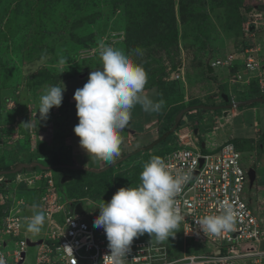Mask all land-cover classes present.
<instances>
[{
  "label": "rangeland",
  "instance_id": "rangeland-1",
  "mask_svg": "<svg viewBox=\"0 0 264 264\" xmlns=\"http://www.w3.org/2000/svg\"><path fill=\"white\" fill-rule=\"evenodd\" d=\"M124 2L117 0L111 5L107 0H0V132L5 138V154L0 155V163L6 164L8 158L16 160L21 155L37 158L38 153L43 154V150H39L40 146L35 145V140L38 128L47 125L51 120L55 124H64L59 131L66 133L65 129L68 127L65 124L68 123L69 114L70 133L74 131V126L78 124L74 92L87 82L91 69L102 67V45L122 49L129 53L137 64L149 65L148 70L155 71L152 80L162 81L159 84L162 92L158 96L156 89H150L145 94L153 100H163L161 114H165L166 111L172 112L185 101L192 104L196 102L193 88L199 84L198 80L206 79L205 63L212 60L213 56L234 54L237 59L242 60L244 54L250 57L255 53L254 48L251 53V46L246 45L250 40H245L250 34V27L251 32H259V40L252 41L264 43V0H239L240 3L235 0H174V22L170 24L172 26L169 29L165 27L169 22L168 16L154 28L155 21L148 22V17L141 15L142 9L137 11L140 8L138 4L127 13L129 6ZM157 4L164 5V0H157ZM174 33L176 37L173 36ZM62 57L67 58L66 63H60ZM87 70V74L80 76ZM217 72L220 70L217 69ZM215 75L211 78L213 82L218 81ZM173 76H178V79L172 78ZM183 79L185 83L187 80L190 84L184 85ZM62 82L66 85L64 93L68 95L63 93L61 106L53 107L46 121L39 120L37 110L40 97L50 86H63ZM189 85L192 86L191 89ZM180 94L182 96L179 98ZM201 101L211 105L216 104L218 100L214 98L213 101L203 96ZM201 110H187L181 124L185 125L196 117L199 122V136L206 143L212 141L217 146L230 136L254 135L252 120L255 115L252 118L250 112L238 113V116L230 118L228 122L218 116L214 119L217 121L213 123L210 116L215 115L214 111L208 110L205 118L199 120L203 118ZM161 114L145 112L140 105H136L132 109V118L127 126L129 130L135 131V134L132 136L131 133L121 132V136H125L123 140L135 137L128 150L133 151V155H124L123 158L120 156L122 160L118 161L117 158L99 175L68 180L62 186L67 194L62 197L65 200L73 197L84 203L86 209L94 212L99 210L95 207L103 203V200L110 201L119 188L137 187L144 165L158 152L164 149L168 151L172 141L176 142V137L169 134L165 140L151 148L148 147L158 138V134L155 125L149 130L145 129L144 125L150 119L161 117ZM257 116L264 120V111L259 112ZM29 120L31 127H25L24 122ZM126 133L131 134V137ZM69 143L72 144L70 148L65 149L67 152L64 154L66 159L71 156L74 158L71 163L75 161V164L83 167L106 165L102 161L89 159L75 133H71L66 140L68 147ZM123 143L121 154L126 153L123 151ZM58 148L50 147L49 152H46L47 157L43 154L46 157L43 159L45 165H50V155L60 153ZM241 160L244 168L256 164L257 178L252 187L246 185V191L252 193V200L263 197L264 165L256 161L252 151L242 153ZM53 173L56 178L61 175V170ZM43 184H46L45 181H40V185ZM55 191L59 193L57 189ZM14 192L11 191L9 200H4L9 201L13 208H20L19 201L26 202L28 198ZM23 208L24 206L20 209L24 211ZM27 210L33 214V209L29 210L28 205ZM59 215H55L54 219L60 220ZM28 220L21 221L22 228L26 230ZM48 228L45 221L41 232ZM134 240L164 246L167 259L181 258L189 254L202 255L205 252H202L203 246L194 243V238L193 242L186 238L181 230L174 237H169V241H158L155 236L151 238L147 233ZM197 247L199 248L196 249ZM198 250L201 251L196 253ZM168 253H171L169 255L172 257H168ZM34 256L35 248L27 247L22 264H34ZM184 262L185 259L181 258L180 263ZM251 262L264 264V257Z\"/></svg>",
  "mask_w": 264,
  "mask_h": 264
},
{
  "label": "clouds",
  "instance_id": "clouds-1",
  "mask_svg": "<svg viewBox=\"0 0 264 264\" xmlns=\"http://www.w3.org/2000/svg\"><path fill=\"white\" fill-rule=\"evenodd\" d=\"M101 47L102 50L100 51V58L102 67L91 71L89 73V78L83 87L78 88L74 92L73 99L76 101L75 106L77 109L76 114L78 116V124L74 126L73 130L79 137V144L85 150L89 159L99 160L104 162L106 165H111L120 156L123 157L124 155H133L134 153L133 151H130L121 155V145L123 143L121 132L131 121L132 109L136 105H140L145 112L159 113L163 106V100L156 101L145 94L144 89L148 82V73L141 64H137L131 58L130 54L126 53L122 49L111 46L102 45ZM246 50L247 49H245V51ZM227 55L229 54L225 53L222 56L215 55V57H212V60L205 63L206 71L208 70V66L211 69L215 67L230 68L232 65L234 66L235 61L238 60L236 58L237 56L234 54H232L234 57L227 65L213 64L216 60L222 59ZM246 57L247 55L244 54L242 59V69L239 70L238 67H234L236 70L232 76L233 78H229V80L232 78L230 82L233 84H239L241 82L249 83L251 81L252 72L257 69L260 71L262 70V66L260 64L261 59L259 56L256 57L260 60L259 67L254 70H250L246 67ZM66 62L67 58L62 57L60 63L63 64ZM238 74L241 76L239 79L237 78ZM172 78L178 79V76H173ZM62 85L63 86H50L40 97L37 110L39 113V120L46 121L49 118L50 110L53 107L58 108L61 106L63 93L66 91V85L63 82ZM225 95L228 97L227 94ZM228 101L229 100L225 102ZM230 102L233 103V100H230ZM189 103L190 102L186 103L185 101V103H183L184 105L182 104L184 107L182 106L183 108L179 109L177 112L184 110L182 114L183 116L185 111L192 108L189 107ZM221 104L223 103L214 107V111L221 110L223 107ZM234 107H236V105ZM166 113H168V111H166L165 114ZM165 114H162L161 117H156L154 121L144 125L145 129L149 130V128L156 126V134H158V137L168 131L173 126L174 119L171 127L160 134L159 126L165 118L163 117ZM218 116L220 115L215 114V117ZM215 117L213 118V123L217 121L214 120ZM181 122L179 120L174 130L170 131L169 134H172L177 138V133L181 132L180 130L183 127ZM24 125L25 127H31V121L29 120L24 122ZM198 126V121H189L183 132H189L196 136L198 138L197 143L202 149H205L208 144L216 146L212 143V141H210V143H206L202 137L201 138L203 140H201ZM194 130H196V132H194ZM232 138L233 136L228 137L223 143L231 142L234 145L231 141ZM175 147L176 142L172 141L168 151ZM237 150L240 152V161L242 164L241 159L244 151L239 149ZM168 151H165V153ZM51 158L52 156H50V159ZM31 162L40 161L33 160ZM74 164V162L71 163L72 166H79ZM52 167L53 166L50 164L43 168H39L42 170H49L52 178H54V173L51 170ZM250 167L255 169V178L251 184L248 176L247 184L249 187H252L257 178L256 164L254 163L248 168H245L247 169V174ZM23 171L30 170L21 169L14 172V176ZM10 173L8 172L7 174ZM2 174L3 173H0V176L6 178L9 182H11L14 178V176L13 178L5 177ZM139 179L140 184L137 187H121L113 194L110 201L105 202L103 200V203L95 207L99 209V215L94 218L93 226L95 228L104 229L106 239L108 241L107 247L109 249V252L105 256H107L109 264H125L126 259L131 253V246L134 238H137L145 233L149 234L151 238L155 236L158 241H169V237H174L180 230L183 234L181 223L184 221L185 216L182 214L176 200L178 195L182 192L184 186L192 179L190 171L174 174L173 170L164 158L153 156L144 165ZM249 193L252 197V193L248 192V194ZM77 203H80V201L76 200L75 205ZM38 208V205H33V215L27 222V231L32 234H39L42 231L46 220V214L43 211H38ZM236 218L237 213L233 206L225 201L221 205V212L219 214L206 215L194 220V222L198 226L199 231L203 234L219 236L223 232L234 230ZM190 240L193 242L192 239ZM194 243L203 246L200 243ZM157 246L160 248V251L165 250L164 246ZM199 247H197V249ZM261 248L264 249V241L261 244ZM199 251L201 250H198L196 253H199ZM204 251L209 253V249L206 246H203L202 252ZM205 252L203 254H205ZM164 255L165 259H167L165 251ZM174 259H179V257L168 258L167 260ZM251 261L252 259H240L236 260L233 264H236V262H239L240 264H252ZM0 264H6V261L2 256H0ZM17 264H19V262Z\"/></svg>",
  "mask_w": 264,
  "mask_h": 264
},
{
  "label": "built area",
  "instance_id": "built-area-1",
  "mask_svg": "<svg viewBox=\"0 0 264 264\" xmlns=\"http://www.w3.org/2000/svg\"><path fill=\"white\" fill-rule=\"evenodd\" d=\"M250 51L253 52V49ZM233 57L229 54L213 64L227 65ZM259 62V58L255 59L252 55L246 57V67L250 70L258 68ZM263 72L261 70L258 74ZM240 77L238 74L237 78ZM180 133L176 135V147L162 158L174 174L191 173L192 179L176 200L185 216L181 226L187 238H194L197 243L206 246L209 253L184 256L185 262L180 263L181 258L165 259L164 251H160L157 245L133 240L125 264H233L240 259L256 261L264 257V249L261 248L264 241V197L253 201L246 191L248 174L241 164L240 152L231 142L219 146L208 144L202 149L196 136L189 132ZM43 180L46 184L40 185ZM22 182L25 193H37L35 204L39 205L38 211L46 214V226L49 227L36 245L34 264H109L105 256L109 249L104 229L93 226L99 210L73 213L76 200L60 197L55 191L51 172L45 169L23 171L16 174L11 182L0 176V204L3 210L0 214V256L6 264H17L21 260V252L26 255V239L20 236L21 221L32 215L28 217L25 209L20 208L22 205L25 207L27 201L20 200V208H13L9 201L4 200H9L11 191L17 190ZM8 186L11 191H6ZM225 201L237 213L234 230L219 236L199 231L194 220L219 214ZM57 214H60L58 221L54 219ZM7 239L14 241L12 248L6 246ZM91 250L94 252L91 253Z\"/></svg>",
  "mask_w": 264,
  "mask_h": 264
},
{
  "label": "crops",
  "instance_id": "crops-1",
  "mask_svg": "<svg viewBox=\"0 0 264 264\" xmlns=\"http://www.w3.org/2000/svg\"><path fill=\"white\" fill-rule=\"evenodd\" d=\"M262 25H264V23ZM251 28L252 27L249 28L250 29L249 30L250 34L248 35V37L245 38V40H248V39L250 40L249 43H247L246 45H249V46H251L252 49L253 48L255 49V53H253V55H254L255 58L257 56L260 57V59H261L260 64L262 66V70H264V43L260 44L259 42L255 43L254 41H252V40H256V39L259 40L257 38V36H258L257 33H259V32H254L253 33V32H251V30H252ZM234 67H238L239 70L242 69L243 68V61L239 60V59L236 60L235 61V65L234 66L232 65L230 68L215 67V68H212L211 71L207 70L206 71L207 75L208 74H214V75L217 74V76L216 75L215 76L217 77L218 81L213 82L212 79L209 76H207V75L205 76L206 77L205 80H203V81L198 80L199 84H196L197 86L194 84L196 87L193 88V90H194L193 92L196 95L197 99H196V102L193 103V104L191 103L189 107H192L191 109H193V111H195V109H198V110L202 109L200 113L201 114L203 113L202 114L203 118L201 117L199 120H202V119L205 118V113L208 110L214 111V107L218 106V104H220V103H223V104H221L223 106L222 109L219 112L215 110L214 113L216 115L219 114L221 118H225V120H224L225 122H228L230 120V118L238 116V113L250 112L252 114V118L255 115V118H253V120H252L253 121L252 124L254 126V135L252 137L243 136L241 138H243L245 140H248V142H249V140H253L252 143H251V146L253 145L254 147H256L258 145L259 139L264 137V135H263L264 133L262 132V131H264V120L260 116L256 117V115H258L259 112L264 111V72L261 73V74H258L260 72V70L259 69L254 70L255 72H252L251 81L249 83L241 82L239 84H236V83L233 84L230 81L232 80V78H233L232 76H233V74L235 73V70H236V68H234ZM96 68L97 67H94V69H91V71H94ZM217 69L220 70V72H217ZM87 73H88V70L86 72H84L83 74L85 75ZM83 74H81L80 76H84ZM230 77H232V78L229 80ZM182 78H180V79H182ZM182 82L184 83V85L185 84H190V83H188L187 80H186V83H185V79H183ZM222 85H224V87L220 88L219 86H222ZM188 87H189V89L192 88V86H190V85ZM150 89H156L157 92H158V96H160V92L161 91L159 90V88L155 87V86L151 87L147 83L145 85L144 92H147V90H150ZM221 89H223L224 91L221 90ZM64 94H66V96L68 95L67 93H64ZM222 94H227L228 95V97H227L228 100H229L228 102H225L223 100ZM181 96L182 95L180 94L179 98ZM203 96L207 97L208 99H212L213 101H214V98H215V100H218V101L214 105L213 104L210 105L209 103H206V102L203 103L201 101ZM220 98H221V100H219ZM230 100H233V103L236 102V101L242 100L241 101L242 103H240V104H238L236 106H239V105H243V106L240 107L239 109H237L236 107H234V104H232V102H230ZM68 102H69V100L66 101V103L69 106ZM181 105L182 104H180L179 106H181ZM183 107H181V108H183ZM181 108H179V109H181ZM177 113L178 112H176L174 116H176ZM159 114H160V112H159ZM67 115H68L67 116L68 123L65 124V125L68 128L65 129L67 131L66 133H64L62 131H59L60 127L62 125H64V124L61 125L59 122L55 124L53 122V120L50 119L51 120V121H49L50 123H48L47 125H45L43 127L38 128L39 131H38V134H37V138L35 140V145L36 144H37V146L41 145L44 148V152H47V151L49 152L50 147H56V148L59 147L58 149H60V153L62 154L61 156L65 155L64 153L67 152V151H65V149L70 148V145L72 144V143L71 144L69 143L68 144L69 147H68L66 145V140L69 138L71 133H74V131H72L70 133V130H71V128H70V118H69V114H67ZM183 116H181V117H183ZM210 117L214 118L215 115H213V116L211 115ZM154 120H155V118L150 119L148 122L145 123V125L149 124L150 122H152ZM179 120L181 122L182 119L180 118ZM192 120L198 121V119L196 117H194L193 119H191L189 121H192ZM211 121H212V119H211ZM188 122H187V124H188ZM187 124L183 125L182 129L180 130L181 132L186 129ZM123 131H125L127 133H131L132 136L135 134V131L129 130L127 127ZM55 133H57L56 134L57 136L54 137ZM127 133H126V135L131 137V134L128 135ZM59 134H60V136H59ZM56 137L58 138V140H56ZM122 137L124 138L125 136L123 135ZM134 138L135 137L126 138V139L123 140V142H124L123 143L124 144L123 151L128 153V150H129ZM4 141H5V138L3 137V134L0 132V155L1 156L5 154L4 153V144H3ZM248 142H247V144H248ZM62 148H63V150H62ZM52 150H53V148H52ZM61 151H63V152H61ZM247 151H250V150H247ZM247 151H244V153H246ZM251 151L256 156V161L260 162V163H262L264 165V143L263 144L260 143V147L259 148H254V150H251ZM7 154L10 155V153H7ZM38 154L40 155L41 153H38ZM121 155H123V154H121ZM61 156H60V158H61ZM70 158L72 160L74 159L72 156ZM122 158L121 159L118 158L117 160H119V159L122 160ZM40 159H41V157H40ZM7 160L8 161H7L6 165H11L13 163H16V161H17V159L15 160V159H12V158H8ZM37 161H39V157H38ZM21 162H25V161H21ZM25 163H27V162H25ZM29 163H31V162H29ZM37 163L39 165L43 166V167L46 166L43 163H40V162H37ZM64 165L68 166L70 168H74L75 167V166H72L71 163H66ZM64 165H63V167H64ZM35 166H37V165H35ZM107 166L108 165L103 166V164H99L98 166H94V167H83V166H81V167L89 168V169H92V170L96 171V170H104L105 167H107ZM101 168H103V169H101ZM12 171H10V172H12ZM13 173H14V171H13ZM4 179H6V178H4ZM69 180H71V179H69ZM67 181H65V182H67ZM19 186L17 187L18 189L15 190L14 194H19L20 193L24 198H28L27 202H26V206L28 205L29 210L33 209V205L35 204L37 193L34 192V191H31V192H28V194H25V192L23 191L24 190V183L22 182ZM70 198H73V197H70ZM80 204H81V207L83 208L84 213H85L86 210L90 211V209H86L85 208V204L84 203L80 202ZM22 206H24V205H22ZM26 206L23 208V209H25V211H26ZM26 212H29V211L27 210ZM31 213L32 212H29V216L28 217L33 215ZM26 214L28 215V213H26ZM25 219H28V218H25ZM45 231L40 232L39 234H33L34 237H32L33 235H31V236L28 235V234H32V233L28 232L26 230V228H22V224H21L20 236L25 238V239H28L30 241H37L44 235ZM6 246L12 248L14 246V241H12V240L10 241V239H7L6 240ZM27 247H34L35 250H36V245H34V246H28L27 245Z\"/></svg>",
  "mask_w": 264,
  "mask_h": 264
},
{
  "label": "trees",
  "instance_id": "trees-1",
  "mask_svg": "<svg viewBox=\"0 0 264 264\" xmlns=\"http://www.w3.org/2000/svg\"><path fill=\"white\" fill-rule=\"evenodd\" d=\"M109 3H111V5L113 4V2L117 1V0H107ZM125 1L124 3H127L128 4V10L127 13L131 12L133 10V8H135L136 4H138L140 6V8L137 10L139 11L140 9H142V12L145 11L144 13L141 12V15L143 16H146L148 17V22L149 21H155V26L154 28H156L159 24H161V20H163L164 18H166L167 16L169 17V22L166 24V29H169L172 25L170 24H173L174 20H173V17H174V14H173V1L174 0H164V5L163 4H157V0H123ZM234 1V0H233ZM236 3L239 1V0H235ZM138 2V3H137ZM240 3V2H238ZM134 5V6H133ZM131 8V9H130ZM166 13L165 15H162L161 13ZM176 37V34L174 33V35ZM174 37V38H175ZM164 39V37H162ZM129 54V53H128ZM211 57V56H210ZM215 57V56H213ZM144 69L146 70V72L148 73V84L149 86L153 87H158L159 88V84L162 82L161 80H158L155 81V80H152L155 71L153 70H148L149 69V65H145L143 66ZM205 69V74H206V68ZM207 75V74H206ZM207 76H209L210 78H212L214 75L213 74H208ZM168 87V86H166ZM224 87V85L220 86V88ZM160 90V89H159ZM223 90V89H221ZM161 91V90H160ZM224 91V90H223ZM162 92V91H161ZM69 103V102H68ZM191 103V102H190ZM184 105V104H183ZM183 105L175 108L172 112L170 113H166L163 117H165L161 123V125L159 126V129H160V134H162L164 131H166L167 129H169L172 125V122H173V119H174V115L175 113L179 110V108H181ZM243 105H239V106H236L237 109H239L240 107H242ZM0 107H1V104H0ZM162 111H160L161 113ZM163 114V113H162ZM161 114V115H162ZM1 117V116H0ZM1 123V122H0ZM264 133V131H262ZM159 134V135H160ZM264 135V134H263ZM166 139V138H165ZM164 139V140H165ZM231 141L234 143L235 147H237V149L239 150H242V151H247V150H254V148H259L260 147V143L263 144L264 143V137H262L261 139H259L258 141V145L256 147H254L253 145L251 146V143L253 140H245L241 137H233L231 139ZM248 142V144H247ZM40 146L39 147V150H43V154H46V152H44V148L41 146V145H38ZM166 149H164V151L162 152H158V154L156 156H159L161 157L164 153H165ZM63 152V151H61ZM42 154V153H41ZM39 155V161L43 164H45V161L43 160L45 157L44 155ZM62 154L60 153H57L55 152L54 155L52 156V159H50V164L53 166L52 167V171H60L61 170V175H59L58 177H54L53 178V184L55 186V189L58 190V194L59 196H65V191L63 190L62 186L64 183H67V182H64L62 183L60 180L61 176H63L64 174H69L71 176V180L75 179L77 180L78 178L80 177H92V176H96V175H99L100 173L104 172L105 170L107 169H104V170H92V169H89V168H83L81 166H75L74 168H70L68 166H65L64 164L66 163H71V158L69 157L68 159L65 158V155L61 156ZM61 156V158H60ZM38 157L34 158V157H30V158H25V156H22L20 158L17 159L16 163H13L11 165H6L5 163L3 164L2 162L0 163V173H3L2 175L5 176V177H10V176H14L15 173H13L12 170H14L18 164L21 162V161H25L27 163L33 161L34 159H37L38 160ZM41 157V159H40ZM46 157H47V154H46ZM65 160H64V159ZM65 161H63V160ZM64 165V167H63ZM109 166V165H108ZM42 170L40 169L39 167L37 166H31L30 168H25L24 170ZM103 169V168H101ZM109 170V168H108ZM10 171H12V173H10ZM10 173V174H7V173ZM1 185H5L4 182H1ZM6 191L10 190V187H6ZM62 191H61V190ZM62 194V195H61ZM67 194V193H66ZM70 197H68L69 199ZM74 204V203H73ZM2 207H1V204H0V214L2 213L3 214V210H1ZM197 249V248H196ZM197 252V251H196ZM169 254L171 253H168V257H172L170 256Z\"/></svg>",
  "mask_w": 264,
  "mask_h": 264
},
{
  "label": "water",
  "instance_id": "water-1",
  "mask_svg": "<svg viewBox=\"0 0 264 264\" xmlns=\"http://www.w3.org/2000/svg\"><path fill=\"white\" fill-rule=\"evenodd\" d=\"M208 71H211V68L209 66H208ZM222 98L224 99V101H227L228 100V98H227V96L225 94H222ZM240 103H242V102L239 101V102H234L232 104H234V106H235V105L240 104ZM183 112H184V110H180L176 114V116L174 117L173 126L168 131H166L165 133H163L162 135H160L157 139H155L151 143V145H149L148 147H151L152 145L160 142L161 140H164L166 138V136L170 133V131H173L174 130V128L176 127V125H177L179 119L181 118ZM194 132H196V130H194ZM202 146H203V144H202ZM35 165H37L40 168L43 167V166L39 165L37 162H31V163L20 162L18 164V166L13 171L16 172V171H19L21 169L30 168L31 166H35ZM0 172H2V171H0ZM248 176H249V182L251 184L254 181V178H255V169L254 168H252V167L249 168V170H248ZM69 179H71V176L68 175V174H66V175H63L61 177V180L60 181L61 182H65V181H67ZM83 212L84 211H83V209L81 207V204L80 203H77L74 206V213H81L82 214ZM40 241H41L40 239L37 240V241H30V240L26 239V243H27L28 246L37 245L38 243H40ZM90 252L93 253L94 250H91ZM24 257H25V252H21V260L19 261V264L22 263V260H23Z\"/></svg>",
  "mask_w": 264,
  "mask_h": 264
}]
</instances>
